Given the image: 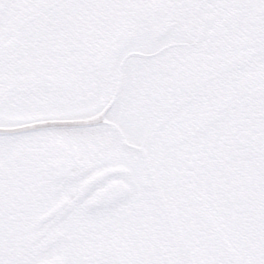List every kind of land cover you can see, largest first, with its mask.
<instances>
[{"label": "snow or ice", "instance_id": "snow-or-ice-1", "mask_svg": "<svg viewBox=\"0 0 264 264\" xmlns=\"http://www.w3.org/2000/svg\"><path fill=\"white\" fill-rule=\"evenodd\" d=\"M0 264H264V0H0Z\"/></svg>", "mask_w": 264, "mask_h": 264}, {"label": "flooded vegetation", "instance_id": "flooded-vegetation-1", "mask_svg": "<svg viewBox=\"0 0 264 264\" xmlns=\"http://www.w3.org/2000/svg\"><path fill=\"white\" fill-rule=\"evenodd\" d=\"M122 111L124 115L118 123L114 124V128L120 137L119 142L114 144V155L118 159H123L124 161H126L128 165L136 166L142 157H148L150 155V152L157 147L155 143V137L151 134L147 123L140 118V112L135 106V101L133 100L132 95L125 97ZM109 139H111V134H109ZM123 139L127 140V142L130 144L136 145L140 148V150L134 151L126 148ZM38 189V183L30 184L25 188L24 194L21 196V199H31L33 196H38ZM27 212L28 215L26 216V220L31 227H38L39 224L42 223L38 220L44 214H46H40L33 218L30 207L27 209ZM12 219L15 220V216H13ZM107 227V223L92 226L94 230L97 228L106 229ZM87 242L88 241H85V243Z\"/></svg>", "mask_w": 264, "mask_h": 264}]
</instances>
